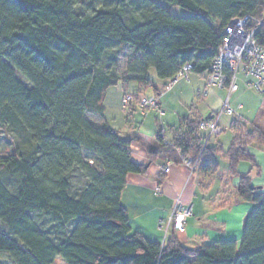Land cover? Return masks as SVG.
<instances>
[{
	"label": "trees",
	"instance_id": "1",
	"mask_svg": "<svg viewBox=\"0 0 264 264\" xmlns=\"http://www.w3.org/2000/svg\"><path fill=\"white\" fill-rule=\"evenodd\" d=\"M244 16L262 20L264 0H0V127L13 138L0 156V253L10 264H264V192L237 171L253 162L248 147L264 144V130L236 116L224 151L209 144L218 134L199 131L204 117L181 118L171 140L163 127L156 133L160 157L192 158L203 174L221 153L237 197L253 204L238 244L189 248L131 232L120 195L126 175L145 165L103 114L106 90L119 83L139 85L123 94L134 97L123 106L122 96L125 109L147 88L157 98L151 70L163 88L185 65L204 77L222 28ZM255 39L264 47V22Z\"/></svg>",
	"mask_w": 264,
	"mask_h": 264
},
{
	"label": "crops",
	"instance_id": "2",
	"mask_svg": "<svg viewBox=\"0 0 264 264\" xmlns=\"http://www.w3.org/2000/svg\"><path fill=\"white\" fill-rule=\"evenodd\" d=\"M149 76L152 83L160 89L157 99L162 115H158L155 109L144 113L136 102L128 106V112L122 115L120 121L114 116L105 114L112 100L120 110L123 94L126 91L135 93L139 89L136 82L119 83L110 87L103 98L104 118L119 136L132 139L129 145L130 157L133 161L145 165L144 173L126 175L125 186L120 195V203L126 210L131 232L141 233L147 240L159 244L175 237L189 248L221 240H234L238 244L241 240L243 217L253 208V204L237 197L235 188L239 179L237 176L228 174L227 159L218 153L216 155L218 167L211 173L203 174L200 170H191L181 161L174 162L160 157L156 153L158 145L155 138L148 136L149 132H145L147 128L137 129L131 124V120L137 118L138 113L141 115V124L150 120V117L154 119L156 117L160 120V127L164 129L165 139L171 140L172 132L170 137L165 136L162 120L166 125L170 123L171 129H176L181 118L192 115L205 118L208 114L216 118L221 107L217 114L209 112L206 115L194 112L193 107L189 114L183 117L181 116L185 115L183 113L172 112L174 108L172 104L167 103L166 97L175 98L182 111L185 110L182 100L188 99L186 102H189L194 96L197 97V93L201 94L204 89L207 92L208 89L205 88L202 76L188 71L187 77L179 78L170 89H167L168 91L162 87L163 81L156 78L154 70L150 71ZM212 90V94L220 97L222 105L227 96V90L224 88H213ZM254 92L241 81L238 90L229 97L232 107L237 108L241 105L240 109H237L235 115L222 114L229 117L238 116L245 122L264 130V119L258 122L259 116H264V109L261 106V99ZM170 93L171 95L167 96ZM208 99L209 96L204 101L207 103ZM206 103H203V106H206ZM137 106L139 111L136 110ZM222 114L217 119L219 126ZM232 120L229 127L225 125L223 128H230ZM216 137L210 139L209 143L213 138L215 140L210 145L219 142L215 139ZM248 151L253 162H239L237 171L240 174L249 175L252 184L259 191L264 192V144L251 145ZM219 157L226 160L223 170L220 167ZM167 161L171 162L170 170L162 176L160 164ZM176 201L182 206L191 208V215L186 218L183 230H178L173 222H168Z\"/></svg>",
	"mask_w": 264,
	"mask_h": 264
},
{
	"label": "built area",
	"instance_id": "3",
	"mask_svg": "<svg viewBox=\"0 0 264 264\" xmlns=\"http://www.w3.org/2000/svg\"><path fill=\"white\" fill-rule=\"evenodd\" d=\"M254 26H250V23ZM264 22L250 16L231 19L221 31V41L217 47L216 54L209 64L204 74L205 88H224L227 90V96L224 99L219 114L216 118L207 121L202 119L199 121V131H207L209 135H217L225 128H221L217 119L220 114L235 115L237 108H233L230 103V95L239 88L242 81L253 91L264 93V47L257 44L255 35L259 26ZM188 65L183 66L172 78L167 80L164 87L165 90L170 89L171 85L181 77H187ZM205 89L202 95H205ZM134 97L130 94L123 96L122 104L126 106ZM138 105L144 113L156 109L160 115L162 110L158 106L157 98L151 96H139ZM206 141L201 144L203 148ZM181 162L193 170L194 164L192 158L182 157ZM171 162L167 161L160 164L162 174H167L170 170ZM191 215L189 206H182L178 201L174 204L168 222H173L178 230L184 229L186 218Z\"/></svg>",
	"mask_w": 264,
	"mask_h": 264
},
{
	"label": "rangeland",
	"instance_id": "4",
	"mask_svg": "<svg viewBox=\"0 0 264 264\" xmlns=\"http://www.w3.org/2000/svg\"><path fill=\"white\" fill-rule=\"evenodd\" d=\"M170 10H171V12H177V13L179 12V14L186 13L185 11H181V10L177 9L176 7H170ZM124 63H125V48L123 46H121L119 48V58H118V70L119 71H122V69L124 67ZM202 78L204 80V77H202ZM162 87H163V85H162ZM212 89L213 88H208V90H207L205 95H202V97L201 96L200 97H195L194 96V98H192L191 101H189V102H186L188 99L182 100V103L185 106V110H183V111L180 108V106L177 103L175 98L166 97V99H167L166 101H167L168 104H172V106L174 108L172 112L183 113V114H185V115H181L183 117L187 116L189 114L190 110L193 107H194V112H196V113L198 112L201 115H206L209 112L212 113V114H217V112L219 111V109L221 107V101H220V97L218 95L212 94V91H213ZM254 93H255V95H257L261 99V102H262L261 106L264 109V93L263 94H260V93H257V92H254ZM144 95L145 96L153 95V89L151 87L147 88L145 90V92H144ZM169 95H171V93L168 94L167 96H169ZM208 96H209V99H208L209 101L206 103V101H204V100ZM203 103H206V106H203ZM114 106H116V105L114 104V101L112 100V103H110L108 105V107H107L108 109L105 112V114L108 115V116H114L116 119H118V121H120L122 115L124 113L128 112L129 109L123 108L121 102H120V106H119L120 110H119V108L117 106H116V108ZM136 110L139 111L138 106L136 107ZM86 116L90 120V114L87 113ZM136 117L137 118H135V119L133 118L131 120V124H133V126H135L137 129H139V128H147V129H145L146 130L145 132H149V133H147V135L151 136L152 138H155L156 137V133L160 129V125H161L160 124V120L157 119L156 117H155V119H154V117H150L149 118L150 120H146L145 122H143L141 124L140 123L141 122L140 113L136 114ZM235 117L236 116L229 117V116H226V114H222L220 116V120H219L220 126L222 128L225 125L229 127L230 121L233 118H235ZM262 119H264V116L263 117L259 116L258 122H260V120H262ZM162 121H163L164 127H165V136L166 137H170L171 131H169V129H171L172 127H171V125H169L170 123H167V125H166L165 121L164 120H162ZM228 127L225 128L222 131V133L217 135V137L215 136L216 137L215 139H217V141H219V143L221 144L223 151L226 150L229 147L231 139H232L233 134H234L233 130L231 128H228ZM214 142H215V140L213 138L209 144H213ZM12 143H13V138L11 136H9L2 127H0V156L5 155L7 152L10 151ZM219 158H220L219 159L220 167H221V170H223L224 167H225L224 164H225L226 160L221 158V157H219ZM193 169H195V168L193 167ZM0 264H10L6 254H4V253H0ZM54 264H64V263L59 257H57L55 259V261H54Z\"/></svg>",
	"mask_w": 264,
	"mask_h": 264
},
{
	"label": "water",
	"instance_id": "5",
	"mask_svg": "<svg viewBox=\"0 0 264 264\" xmlns=\"http://www.w3.org/2000/svg\"><path fill=\"white\" fill-rule=\"evenodd\" d=\"M210 118H212V116H211L210 114H208V115L205 117V119H210Z\"/></svg>",
	"mask_w": 264,
	"mask_h": 264
}]
</instances>
